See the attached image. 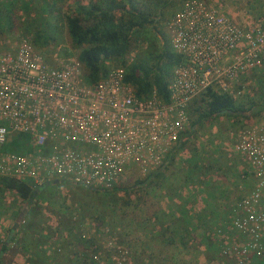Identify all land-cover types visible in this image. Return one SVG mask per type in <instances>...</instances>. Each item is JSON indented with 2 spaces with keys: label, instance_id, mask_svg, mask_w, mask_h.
Segmentation results:
<instances>
[{
  "label": "built area",
  "instance_id": "2783aa9c",
  "mask_svg": "<svg viewBox=\"0 0 264 264\" xmlns=\"http://www.w3.org/2000/svg\"><path fill=\"white\" fill-rule=\"evenodd\" d=\"M167 26L171 48L182 56L167 99L155 89L138 97L123 82V67L88 83L77 54L51 61L25 38L0 48V145L19 131L33 146L24 154L0 152V175L34 186L57 179L99 190L129 174L145 176L190 128L193 98L212 86L236 99L244 93L241 79L264 64V12L236 19L222 3L184 0ZM231 134L244 159L245 187L225 221L236 241L221 255L236 264L264 262V112ZM223 233L215 234L226 239Z\"/></svg>",
  "mask_w": 264,
  "mask_h": 264
},
{
  "label": "trees",
  "instance_id": "16d2710c",
  "mask_svg": "<svg viewBox=\"0 0 264 264\" xmlns=\"http://www.w3.org/2000/svg\"><path fill=\"white\" fill-rule=\"evenodd\" d=\"M33 4L37 6L36 9ZM173 4L174 0H90L88 3L75 0L73 11L62 12L61 18L70 37L71 45L78 49L77 58L82 65L85 80L88 83L98 82L109 70L106 62L111 61L114 63L112 67H123V82L131 85L138 97H147L151 90L155 89L161 97L167 99V85L173 67L182 61V56L172 50L169 38L163 30H159L158 26L165 17V10L170 9ZM18 12L22 18L39 21L41 29L36 27L38 39H43L45 43L54 40L53 35L50 34L51 32H47L46 28L49 25L50 15L60 12L55 0H0V33L11 32L17 27L18 20H20ZM138 41L143 42L146 46L141 52L135 54L131 61H128L132 46ZM34 44L36 45V43ZM42 47L43 45L40 46V48ZM251 74L255 82L254 90L252 92L249 90L241 102L236 101L226 92H219L212 86L208 87L203 94L193 98L189 103L190 128L181 134L177 146L168 153L163 165L156 170L145 176L129 174L127 178L133 179L131 183L119 181L112 189L99 190L77 185L67 180L59 183H53L51 180L34 186L28 179L0 175V206L6 203L4 197L7 192L12 194L15 200L18 199L22 202V206L14 212L16 223L9 230L8 240H0V264H3V254L8 249L7 242L12 240H16L15 243L20 246L22 253L26 254V251L33 249L36 251L37 257L43 256L40 259L48 258L49 255V258H54L62 254L59 247H56L48 255L49 248L52 246L45 242L42 243L40 238L32 234L33 227H23L22 224L26 216H32L31 210L35 204L34 201L48 193L46 192L47 186L64 183L77 185L85 191L91 189L106 194L123 191L128 194L164 178L166 170L174 162L176 151L206 121L222 115L233 120H243L261 115L264 112V67L253 70ZM32 149L29 135L19 131L11 132L5 142L0 145V152L16 154H24ZM198 164L200 167L198 172L194 171L192 167H187L181 185L186 187L193 182L200 183L205 206L201 210L190 212L186 208L188 199H185L180 193L175 194L176 187H170L166 193L167 197L173 199L176 196L179 202L174 207L168 206L166 209H160L159 214L154 217L150 230L160 243L180 244L185 248H189L193 244L195 247L204 246L206 251L211 248L209 258L222 259L224 264H230L229 262L232 260L221 255V249L226 245V239L216 237L215 233L217 228L223 229V235L232 233L225 224L232 204L229 206L223 202L222 192L219 193V189L211 183L212 178L207 175L213 165ZM181 191L179 190V192ZM218 198L220 203L217 201ZM63 229L70 231L67 225H64ZM18 233L22 235L16 239ZM76 240L78 242H74L72 245L73 247L74 245L79 246L82 253H79V249H77L74 251L75 255L81 256L83 263L88 260L87 264H94V256L99 251V245L93 246L90 239L82 237ZM66 244L68 245V241ZM256 264H264V262L257 260Z\"/></svg>",
  "mask_w": 264,
  "mask_h": 264
},
{
  "label": "rangeland",
  "instance_id": "374dc122",
  "mask_svg": "<svg viewBox=\"0 0 264 264\" xmlns=\"http://www.w3.org/2000/svg\"><path fill=\"white\" fill-rule=\"evenodd\" d=\"M55 1L60 12L50 15L49 25L46 28L47 32H51L54 40L45 43L43 39H38L36 30L41 29L39 21L22 18L18 12L20 20H18L17 27L11 32L0 33V48L9 49L25 38L33 44L36 43L38 48L43 45L40 49L51 58V61L53 57L68 58L77 54L78 49L71 45L70 37L61 18L62 12L73 11L75 0ZM80 1L88 3L90 0ZM183 1L174 0L170 9L165 10V17L158 26L168 38L169 18ZM213 1L222 3L236 19H255L264 11V0ZM33 6L36 9L37 6L34 4ZM145 46L143 42H136L132 46L128 61H131L134 55L141 52ZM53 61H55L54 58ZM106 64L110 69L114 63L107 61ZM261 67L263 68L264 64ZM251 73L241 79L244 93L235 99L238 102L245 99L244 96L249 90L251 92L254 90L255 82ZM259 116L233 120L222 115L206 121L176 151L174 162L166 170L164 178L128 194L123 191L107 194L91 189L85 191L77 185L64 183L47 186L46 192L48 193L34 201L32 216H26L22 224L23 227H33L32 234L40 238L42 243L45 242L52 246L49 248L48 255L56 247H59L62 254L54 258H49V255L48 258L40 259L43 256L37 257L33 249L26 248L29 251H26V254L22 253L20 246L15 243L16 240H12L7 242L8 249L3 254V264H87L88 260L83 263V258L74 253L77 249L79 253H82L79 246L78 248L72 245L78 242L76 239L79 237L90 239L93 246L99 245V251L96 252L98 258L95 260L100 264H224L222 259L209 258L211 248L206 251L204 246L195 247L193 244L185 248L180 244L160 243L154 238L155 234L151 233L150 228L160 209L167 206L174 207L179 202L176 196L173 199L167 197L166 193L170 187L177 188L175 194H179V190L189 195L196 194L195 203H201L204 197L200 191L202 187L200 183L193 182L186 187L181 185L187 167H192L198 172L200 170L198 163L213 165L207 175L212 178L211 183L219 189V193L222 192L225 196L222 195L221 198L226 205L230 206L241 197L245 187V181L241 177V173L245 171V163L243 156L235 151L232 144L234 136L232 137L231 133L254 123ZM168 176L172 178L169 179ZM124 181L131 183L133 179L126 178ZM4 201L6 203L0 206V240H8L9 230L16 221L14 207L22 206V202L15 200L9 192L4 197ZM217 201L219 202V198ZM63 224L67 225L70 231L63 229ZM20 235L22 234L18 233L15 238L17 239ZM226 235L225 244L232 245L236 237L230 233ZM231 262L236 264L233 260ZM231 262L229 263L232 264ZM256 262L253 261L252 264Z\"/></svg>",
  "mask_w": 264,
  "mask_h": 264
},
{
  "label": "crops",
  "instance_id": "0c3cea01",
  "mask_svg": "<svg viewBox=\"0 0 264 264\" xmlns=\"http://www.w3.org/2000/svg\"><path fill=\"white\" fill-rule=\"evenodd\" d=\"M227 10V12H228V14L231 16V13L229 12L230 10L227 8L226 9ZM264 12V11H263ZM233 15V14H232ZM234 18V17H233ZM252 20V19H251ZM180 194H181V196H183L185 199H188V203L186 204V208L188 209V210H190V212H195V211H198V210H201L204 206H205V202L203 203V200H202V198H201V203H198V202H196L195 203V200L196 199H194V197H196V194H193V195H189V194H185L184 193V191H181L180 192ZM202 196H203V194H202ZM175 198V197H174ZM194 203L196 204V205H194ZM168 207V206H167ZM17 208H15L14 207V210H16ZM164 209H166V207H164ZM10 220V219H9ZM9 220H7V222H9ZM6 222V223H7ZM14 223H16V221L15 222H13V224ZM13 226V225H12ZM9 237V236H8Z\"/></svg>",
  "mask_w": 264,
  "mask_h": 264
},
{
  "label": "water",
  "instance_id": "95a60500",
  "mask_svg": "<svg viewBox=\"0 0 264 264\" xmlns=\"http://www.w3.org/2000/svg\"><path fill=\"white\" fill-rule=\"evenodd\" d=\"M59 182H60V181L57 180V179L53 180V183H59Z\"/></svg>",
  "mask_w": 264,
  "mask_h": 264
}]
</instances>
